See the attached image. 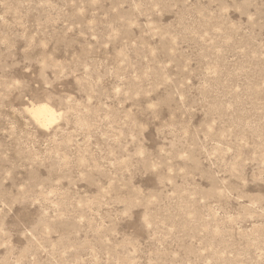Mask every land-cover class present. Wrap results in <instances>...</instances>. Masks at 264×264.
I'll list each match as a JSON object with an SVG mask.
<instances>
[{
  "label": "rangeland",
  "instance_id": "374dc122",
  "mask_svg": "<svg viewBox=\"0 0 264 264\" xmlns=\"http://www.w3.org/2000/svg\"><path fill=\"white\" fill-rule=\"evenodd\" d=\"M0 264H264V0H0Z\"/></svg>",
  "mask_w": 264,
  "mask_h": 264
},
{
  "label": "bare ground",
  "instance_id": "6f19581e",
  "mask_svg": "<svg viewBox=\"0 0 264 264\" xmlns=\"http://www.w3.org/2000/svg\"><path fill=\"white\" fill-rule=\"evenodd\" d=\"M28 111L30 112L32 117L42 126H45L47 122L52 120V111L45 103L33 104L28 109Z\"/></svg>",
  "mask_w": 264,
  "mask_h": 264
}]
</instances>
